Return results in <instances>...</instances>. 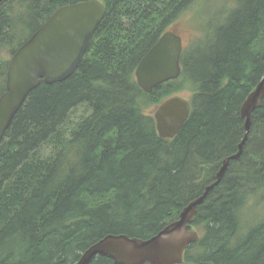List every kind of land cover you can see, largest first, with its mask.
Returning <instances> with one entry per match:
<instances>
[{
	"label": "trees",
	"instance_id": "1",
	"mask_svg": "<svg viewBox=\"0 0 264 264\" xmlns=\"http://www.w3.org/2000/svg\"><path fill=\"white\" fill-rule=\"evenodd\" d=\"M82 1L0 5V95L14 52L56 9ZM100 1L105 14L77 70L32 90L0 141V264H75L107 235L155 236L214 182L244 136L240 108L264 72V0H233L203 41L183 45L179 77L151 93L135 68L197 0ZM181 92L189 117L161 139L149 111ZM262 205L264 97L239 158L196 208L188 229L199 238L182 264H264V215L246 216Z\"/></svg>",
	"mask_w": 264,
	"mask_h": 264
},
{
	"label": "water",
	"instance_id": "2",
	"mask_svg": "<svg viewBox=\"0 0 264 264\" xmlns=\"http://www.w3.org/2000/svg\"><path fill=\"white\" fill-rule=\"evenodd\" d=\"M4 1L0 0V5ZM104 14L105 5L100 0L59 7L14 52L7 66L5 91L0 95V141L32 90L41 82L47 85L63 82L77 70ZM181 53L182 40L177 32H164L135 68L138 87L151 93L157 86L177 79L181 72ZM263 97L264 72L241 105L244 136L237 152L222 162L214 182L182 209L176 221L147 240L107 235L85 250L75 264H90L96 257H106L114 264H182L185 251L199 238L195 230L188 229L196 208L221 180L229 160L239 158L253 112L261 106ZM149 114L158 136L172 139L187 121L190 104L186 98L173 95L153 107Z\"/></svg>",
	"mask_w": 264,
	"mask_h": 264
},
{
	"label": "rangeland",
	"instance_id": "3",
	"mask_svg": "<svg viewBox=\"0 0 264 264\" xmlns=\"http://www.w3.org/2000/svg\"><path fill=\"white\" fill-rule=\"evenodd\" d=\"M235 5L233 0H197L193 6L180 16L172 30L181 37L182 46L188 45L194 37L203 41L205 39L204 31L209 27L213 28V26L220 24L224 17L235 8ZM203 29L205 30L203 31ZM177 95L186 99L188 97L187 92H181ZM81 112L82 110L77 112L75 117H78ZM253 214H257V217L252 218L251 215ZM263 215L264 205L250 207L246 212V216L251 217L250 223L257 222Z\"/></svg>",
	"mask_w": 264,
	"mask_h": 264
},
{
	"label": "bare ground",
	"instance_id": "4",
	"mask_svg": "<svg viewBox=\"0 0 264 264\" xmlns=\"http://www.w3.org/2000/svg\"><path fill=\"white\" fill-rule=\"evenodd\" d=\"M209 33V32H208ZM183 47V46H182ZM202 51V50H201ZM65 81V80H64ZM37 88V87H36ZM19 111V110H18ZM16 115V114H15ZM14 118V117H13ZM63 122V121H62ZM234 161V160H233Z\"/></svg>",
	"mask_w": 264,
	"mask_h": 264
}]
</instances>
